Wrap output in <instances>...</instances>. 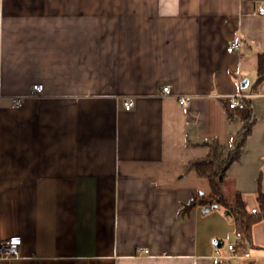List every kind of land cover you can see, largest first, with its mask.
I'll return each instance as SVG.
<instances>
[{
    "label": "crops",
    "instance_id": "1",
    "mask_svg": "<svg viewBox=\"0 0 264 264\" xmlns=\"http://www.w3.org/2000/svg\"><path fill=\"white\" fill-rule=\"evenodd\" d=\"M261 5L0 0V243L22 239L0 264H212L216 248L221 264H264ZM238 91L249 94L244 111L227 104ZM248 113L223 191L260 219L233 253L224 206H185L211 192L193 162L233 150Z\"/></svg>",
    "mask_w": 264,
    "mask_h": 264
},
{
    "label": "trees",
    "instance_id": "2",
    "mask_svg": "<svg viewBox=\"0 0 264 264\" xmlns=\"http://www.w3.org/2000/svg\"><path fill=\"white\" fill-rule=\"evenodd\" d=\"M258 58L259 64L257 68L256 84L264 79V52H260ZM248 104L249 101L247 99V109L249 107ZM243 120L245 121L243 136L233 150L226 154L215 153L204 159L193 162L192 166L198 174L209 179L211 192L208 195H199V197L194 198L185 207L189 208L196 204L211 206L215 202L220 203L225 207L226 211L232 215L237 231L241 232L244 240H250L252 237V226L260 217L254 215L252 211L247 209L246 202L241 193L237 192L234 200L229 201L223 191V184L227 177V168L232 162L240 158L245 137L250 132L251 125L254 123V118L250 113L244 116ZM258 197L261 204L264 205V193L262 190L259 191Z\"/></svg>",
    "mask_w": 264,
    "mask_h": 264
},
{
    "label": "built area",
    "instance_id": "3",
    "mask_svg": "<svg viewBox=\"0 0 264 264\" xmlns=\"http://www.w3.org/2000/svg\"><path fill=\"white\" fill-rule=\"evenodd\" d=\"M260 11H264V5H261L259 7ZM239 43L233 42L227 49L228 51H233L236 49H239ZM44 89L43 83H35L32 86V92L33 94L37 95L41 93ZM163 92L165 93H171L170 86H164ZM249 94L243 91H238L234 94H231L227 98V104L228 107L232 110H241L244 111L247 109V98ZM134 99L128 98L125 99L123 104L124 108L127 110H130L134 106ZM190 103V97L189 96H181L179 98V104L183 110L184 113L188 112ZM24 104V99L22 97H14L12 100V106L14 107H21ZM257 209L253 208L252 212H256ZM237 239L235 242L228 244V249L235 253L239 248L242 247L244 238L241 234V232H236ZM22 244V239L20 236L11 237L3 242L0 243V258H12V257H19L20 255V248ZM245 256H250L249 252H245ZM224 257L222 251L220 248H216L214 255H213V262L212 264H221V260ZM38 264V263H36Z\"/></svg>",
    "mask_w": 264,
    "mask_h": 264
},
{
    "label": "water",
    "instance_id": "4",
    "mask_svg": "<svg viewBox=\"0 0 264 264\" xmlns=\"http://www.w3.org/2000/svg\"><path fill=\"white\" fill-rule=\"evenodd\" d=\"M247 85H248V80H247V79L244 80V81L241 83V86H242V87H246ZM209 209H210L209 206H206L205 210L208 211Z\"/></svg>",
    "mask_w": 264,
    "mask_h": 264
}]
</instances>
